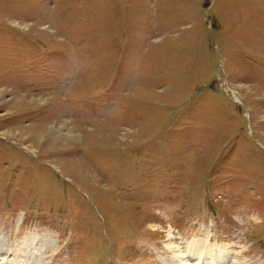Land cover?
Instances as JSON below:
<instances>
[{
  "label": "rangeland",
  "instance_id": "374dc122",
  "mask_svg": "<svg viewBox=\"0 0 264 264\" xmlns=\"http://www.w3.org/2000/svg\"><path fill=\"white\" fill-rule=\"evenodd\" d=\"M207 237L264 264V0H0V244L163 264Z\"/></svg>",
  "mask_w": 264,
  "mask_h": 264
},
{
  "label": "bare ground",
  "instance_id": "6f19581e",
  "mask_svg": "<svg viewBox=\"0 0 264 264\" xmlns=\"http://www.w3.org/2000/svg\"><path fill=\"white\" fill-rule=\"evenodd\" d=\"M45 241L52 239L43 237ZM39 240H31L23 243V248H16L13 252L5 245L0 244V264H39L36 243ZM186 242V241H185ZM165 248L168 253L173 254L171 259H163V264H227L232 255L229 252V245L220 246L219 249L212 248L209 238L202 240L197 245L181 243L179 246L166 242ZM209 246V247H208ZM47 253V252H46Z\"/></svg>",
  "mask_w": 264,
  "mask_h": 264
}]
</instances>
